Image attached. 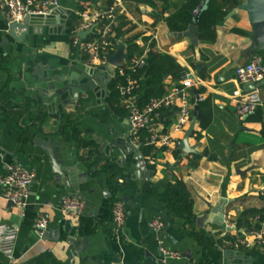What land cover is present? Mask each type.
I'll use <instances>...</instances> for the list:
<instances>
[{"label":"crops","instance_id":"0c3cea01","mask_svg":"<svg viewBox=\"0 0 264 264\" xmlns=\"http://www.w3.org/2000/svg\"><path fill=\"white\" fill-rule=\"evenodd\" d=\"M165 1L113 0L111 6L118 4V18L126 23L122 29L126 55L124 41L136 36L138 51L134 57L141 55L142 47L149 46L150 52L170 56L179 68L192 71L202 82L192 97L198 118L188 139L195 153L188 155L178 150L177 143L191 121L182 133L172 134L176 109L162 111L150 124L159 134L171 137L170 147H151L149 155L143 154L142 147H149L147 132L134 135L127 118L116 117L106 106L108 85L114 79L111 75L107 81L106 71L101 75L102 81L108 82L107 91L100 85L96 93L87 91L85 97L71 98V109L65 113L58 112L49 99L37 97L38 90L45 89L44 83L37 84L39 76L68 79L90 68L86 57L72 48L66 25L73 14L108 8L104 0H60V9L46 22L31 25L19 43L6 33V11L0 4V178L12 164L34 175L24 210L9 208L0 197V225L8 224L18 231L14 251L17 264H158L163 262L161 249L180 254L179 260L169 261L171 264H264V248L243 249L232 244L237 238L249 237L258 225L256 218L264 223V217L251 215L264 211V86L258 88L261 106L247 116L238 118L230 102L239 90L236 67L256 54H245L252 37L247 14L236 11L227 18L243 0H237L239 5L233 9L229 5L222 9L229 13L215 28L213 40L198 41L197 48L189 39L173 36L167 21L179 2ZM93 71L99 73L98 68ZM179 84L167 76L163 80L165 95ZM63 85L55 83L56 89ZM154 85L152 76L142 80L143 88ZM197 96L203 104L201 110ZM134 97L140 104L141 97ZM200 119H204V127ZM69 126L77 129V140ZM35 139L51 141L56 159L72 171L68 175L74 182L72 188L65 189L55 182L49 159ZM113 141L133 149L123 155L111 146ZM81 142L92 145L84 148ZM137 154L145 162L144 171L135 168ZM106 164L114 168V184L130 186L120 196L126 220L124 239L119 243L111 238L108 175L98 172L92 176V171ZM177 181L183 183L193 202L192 227L173 216L155 196L142 193L145 185L163 193ZM71 195L85 203L84 213L75 220H68L59 210L61 199ZM223 201L227 204L222 215ZM38 218L47 223L42 235L35 232ZM165 219L170 223L168 227ZM154 220L163 222L162 234L150 229ZM191 233H202L207 246L200 245ZM77 245L83 248L81 253H77ZM0 264H7L1 254Z\"/></svg>","mask_w":264,"mask_h":264},{"label":"built area","instance_id":"2783aa9c","mask_svg":"<svg viewBox=\"0 0 264 264\" xmlns=\"http://www.w3.org/2000/svg\"><path fill=\"white\" fill-rule=\"evenodd\" d=\"M1 6L6 11L7 25L20 24L25 17H48L56 10L60 9V0H0ZM118 4L108 7L102 11L94 10L91 13H76L78 20L74 29L70 32L69 38L71 46L80 55L86 57V64L96 69L107 65L106 55H112L114 48V25L118 16ZM93 29L92 34L85 39L79 35ZM150 52L149 46L142 47V53L133 57L126 64H122L116 69L113 78L121 79L122 84L118 86L120 98L124 102V107L128 112L127 125L130 131L137 135L146 131V146L164 148L170 147L172 139L169 135L159 134L155 128L150 126L152 122L160 117L162 111L176 109L177 119L170 131L182 133L189 125L193 106V92L202 85L200 79L192 71H185L180 84L175 86L170 92L159 99H153L148 104L139 108L135 101V92L140 88V81L134 76L145 66V58ZM235 80L239 86L230 97V102L234 107L238 118L253 113L261 106L258 89L244 93L241 88L247 84L257 85L264 80V65L262 58L253 55L249 62L236 67L234 71ZM194 99V97H193ZM201 101L197 96L196 102ZM34 175L17 164L8 165L5 175L0 178V197L19 209H25L28 204L29 189L33 182ZM59 210L68 220L79 218L85 210V203L78 197L64 196L59 205ZM112 217V240L119 243L124 239V229L126 220V210L122 200L113 202L111 209ZM259 228L255 227L248 236L237 238L233 243L234 247L251 249L257 247L264 248V223L255 219ZM46 221L38 218L35 225V232L42 235L46 229ZM150 229L156 234H162L164 224L160 220L150 223ZM18 231L8 224L0 225V254L6 259L7 264H17L14 254ZM163 262L176 261L180 259V254L166 250H160Z\"/></svg>","mask_w":264,"mask_h":264},{"label":"trees","instance_id":"16d2710c","mask_svg":"<svg viewBox=\"0 0 264 264\" xmlns=\"http://www.w3.org/2000/svg\"><path fill=\"white\" fill-rule=\"evenodd\" d=\"M104 6L111 7L113 4V0H104ZM163 3H166L165 0H160ZM179 6L176 9L175 13L171 15L170 19L167 21L169 29L173 33H184L187 31L188 27L193 23L191 12L196 8L199 4L200 0H178ZM229 5L230 9H233L239 5L237 0H210L207 6L206 11L202 13L197 23V39L200 42L205 41V39H209V41L213 40L215 28L221 25L223 18L229 12H222V9H225ZM80 12L83 9H79ZM79 17L76 15L70 16L66 30L67 34L69 35L70 32L74 29ZM126 23L122 18H116V22L114 25V48L117 45V40H123L124 33L122 31L123 27H125ZM234 33L239 35H244V33L240 31H234ZM138 37L130 38L125 42L126 47L128 49V57L131 59L137 53V47L135 42L137 41ZM256 55L260 56L263 61L264 65V56L257 52ZM185 73L184 69H181L177 66L174 59L170 56H161L155 52H149L145 58V66L135 75L134 77L140 81V88L135 92L136 96L138 95L141 97L140 104H138L139 108H142L144 105L148 104L153 99H159L165 95L164 87H163V80L167 76H171L174 82L178 83L183 74ZM152 76L155 82L153 87L148 89L142 87V80L146 79L147 77ZM122 84L121 79L114 78L112 82L108 85V95L106 99V106L107 108L113 112L116 117L121 119H126L128 117V112L121 106L120 95L118 92V86ZM203 104L201 102L198 103V109L201 110ZM204 119L199 120V124L201 127H204ZM69 124V122H68ZM72 127V126H69ZM68 127V128H69ZM73 128V137L74 139H78V132L77 129ZM81 145L86 148L91 146L92 143L81 142ZM152 148L149 147H142L141 151L144 155H149L151 153ZM155 154V153H154ZM157 156L156 154L154 157ZM91 169L95 170V166H90ZM98 172H104L108 175V186L110 189V197L112 204L117 200H121L120 196L122 193L129 189V185H117L113 183L115 178L114 168L111 167L109 164L104 165L101 169L96 172L92 171V176L97 175ZM142 193L155 196L158 201L163 204L167 210H169L173 216L176 218L182 219L184 224L192 227L195 221V215L192 211L193 202L192 199L186 189V187L181 182H175L173 185H169L165 192L158 193L155 189H153L149 185H145ZM252 216L259 215L261 219L264 217V211H260L257 213H251ZM256 229L259 228L258 225L254 226ZM191 235L196 239V241L202 245L207 246V242L204 238L202 233L199 234H192ZM232 242V239H228ZM233 244V242H232Z\"/></svg>","mask_w":264,"mask_h":264},{"label":"water","instance_id":"95a60500","mask_svg":"<svg viewBox=\"0 0 264 264\" xmlns=\"http://www.w3.org/2000/svg\"><path fill=\"white\" fill-rule=\"evenodd\" d=\"M210 0H200L199 4L196 8L191 12L193 23L188 27L187 31L184 33H175L173 36L178 38H187L190 40L192 46L197 48L199 45L197 39V23L199 21L200 16L204 11H206L208 3ZM236 11H243L247 14L248 22L251 26V43L250 46L246 49L245 54H254L261 53L264 56V0H243L242 4L237 7L236 10L231 11V13L227 16L230 18L236 14ZM51 17H25L22 23L20 24H10L7 28V35L13 39L15 42H20L25 39V37L29 33V27L33 24L40 23L41 21L44 23ZM21 32L20 35H17L16 32ZM93 29L88 30L87 32L81 33L79 37L81 39H85L88 35L92 34ZM7 44L8 41L5 40ZM107 65L105 67H99V73L94 74L92 68H87L80 73L79 76H70L68 79H55L49 78L47 76H39L37 78V84L42 85L45 84V89L38 90V96L42 98L44 101L49 99L51 104L57 107L58 112L65 113L67 110L71 109L69 105L70 99H78L81 97H85V93L95 92V90L102 85V87L107 91L108 82L111 79V75L114 74L115 70L120 68L122 62L124 60H128V55L125 54V45L122 40H119L118 47L114 54L106 55ZM36 70V69H35ZM106 71L108 76L106 77L107 81H102V72ZM63 82L64 85L58 89L55 87V83ZM264 86V80L259 84H247L243 86L244 93H249ZM76 93L78 94L76 96ZM96 93V92H95ZM72 102V100H71ZM43 110H47L46 105L42 106ZM57 113V117H58ZM198 118L197 105H195L193 109L191 123L189 125L188 130L185 132L184 137L181 141L177 143V148L183 154H193L194 149L188 146V139L192 135L194 124ZM34 143L42 149V151L47 155L50 166L52 169V173L55 176V182L57 184H62V187L72 188L73 181L69 180L68 175L71 174V169L64 168L63 165L56 159L53 149L52 143L50 140L41 141L39 139H35ZM111 146H115L123 155L130 152L133 147L132 146H120L116 141L111 142ZM137 163L135 164V168L137 171H144L145 162L143 161L140 154H137L135 157ZM74 171V170H73ZM249 171V170H247ZM246 171V172H247ZM242 174H245L243 172ZM72 196V195H71ZM125 203L127 199H123ZM227 204V201H223V206L221 209V214H224V206ZM9 208H14V205L9 203ZM167 227L169 226V221L165 219ZM85 243L83 242V245ZM72 246V243L69 244ZM77 253H81L82 249L80 245L75 246ZM73 257V256H72ZM154 264H156L154 262ZM158 264H171L169 262H161Z\"/></svg>","mask_w":264,"mask_h":264}]
</instances>
